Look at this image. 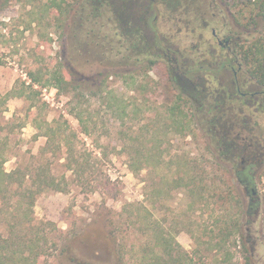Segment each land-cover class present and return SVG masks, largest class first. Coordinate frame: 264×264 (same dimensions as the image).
<instances>
[{
    "label": "rangeland",
    "instance_id": "1",
    "mask_svg": "<svg viewBox=\"0 0 264 264\" xmlns=\"http://www.w3.org/2000/svg\"><path fill=\"white\" fill-rule=\"evenodd\" d=\"M99 1L69 0L71 6L64 15L49 12L43 21L37 17L43 4L39 0H13L0 6L3 167L10 172L48 164L58 179L65 176L67 180L66 191L39 194L29 217H24L21 189L4 192L0 233L8 236L19 220L23 223L17 225L19 230L34 226L40 235L46 234L49 264H87L70 256L88 253L92 258L91 246L96 243L105 250L101 264H140L144 247L148 256L150 251L160 257L165 254L152 230V222H156V232L162 229L184 250H201L204 258L198 264H214L225 250H205V243L200 245L194 234L203 240L204 227L213 228L216 217L229 215L243 222L227 244L234 254L232 263H244L242 252L249 251L252 264H264V161L254 168L257 196H250L231 179L229 162L217 159L210 127L201 124L206 133L196 120L188 118V107L163 73L165 61L160 60L152 71L146 70L143 61L136 64L130 81L126 71L134 58H129L124 43L115 36L112 9ZM176 1L179 8L168 14L172 17L163 31L170 36L179 33L174 37L182 47L198 43L199 33L210 38V30L199 29L193 36H184L185 23L192 19L199 24L197 18L202 17L213 25L229 24L240 35L241 45L260 36L261 27L248 23L249 9L232 5V0ZM240 10H244L242 14ZM238 49L241 55V47ZM47 66L69 70L74 87L61 92L35 83L38 94L28 89L26 95L14 96L13 91L24 87L23 81L31 82L30 69L47 71ZM256 119L260 122L256 134H261L264 144V115ZM71 150L77 153V161L86 164L80 177L64 165ZM184 182L189 188L181 185ZM217 183L225 192L227 186L238 192L243 208L240 215L235 199L225 202L213 195ZM143 206L149 229L140 230L143 226L134 217V208ZM29 218L33 219L30 223ZM68 243L67 257L62 248Z\"/></svg>",
    "mask_w": 264,
    "mask_h": 264
},
{
    "label": "flooded vegetation",
    "instance_id": "2",
    "mask_svg": "<svg viewBox=\"0 0 264 264\" xmlns=\"http://www.w3.org/2000/svg\"><path fill=\"white\" fill-rule=\"evenodd\" d=\"M5 2L7 0H0V6ZM12 2L13 0L10 1ZM172 5L174 10L179 8L175 3ZM169 13L167 0L166 2L115 1L112 18L115 36L118 37L119 42L124 43L129 52V58H134L133 64H129L130 67L126 71L129 74L128 77L130 81L133 80L136 73L133 70L136 64L142 61L148 71H152L160 60L165 61L163 73L170 80L183 106L188 107V118L196 120L200 129L207 133V129L201 125L206 122L210 132L216 138L213 143L214 151L216 148H221L218 145L224 142L223 137L234 136L239 141L248 142L249 152H256L253 156L251 155V161L242 160L244 164L239 166L242 168L239 175L241 178L235 172V177H238L236 181L244 185L245 192L256 197L254 168L261 166L257 163L264 154V144L258 140V135L254 134L253 128H242L240 121L260 114L264 115V88L254 83L243 63L238 49L241 46V37L235 35L232 27L227 23L213 25L211 20L202 17L197 18L200 23L196 24L189 19L185 23L187 33L184 36H193L198 29L210 30L211 36L203 38L204 33H199L198 43L184 44L182 47L174 37L180 36L179 33L170 36L163 31L167 19L172 17V15L168 17ZM161 14L164 17H160ZM159 19L163 22H159ZM202 47L205 49L202 50ZM173 79L175 85H173ZM217 100L222 102L217 104ZM211 105L215 106L217 111H212ZM236 111L238 113L234 114ZM206 120H225V123L218 127L207 123ZM226 158L232 157L229 154ZM230 160L228 162L232 169L235 165L234 161ZM253 197L251 202L254 200Z\"/></svg>",
    "mask_w": 264,
    "mask_h": 264
},
{
    "label": "trees",
    "instance_id": "3",
    "mask_svg": "<svg viewBox=\"0 0 264 264\" xmlns=\"http://www.w3.org/2000/svg\"><path fill=\"white\" fill-rule=\"evenodd\" d=\"M11 0H7V2L4 3V5H7V3H10ZM41 1L42 8L41 12H38L37 14L39 16L38 20L43 21L46 17V13H51L52 15H64L66 11L71 6L69 0H39ZM99 1V0H97ZM158 2H163L166 0H156ZM100 2V1H99ZM176 0H167L168 8L170 13H175L177 10H174L173 3L176 4ZM232 5L238 6L242 5V9L250 12V19L248 20L249 24H253L256 26H260V36L255 37L251 42L246 41V43L242 44L241 47V58L243 59V63L247 67V70L249 72L250 78L254 81L255 84H258L264 88V0H232ZM101 4L107 3L109 8L112 9V12L114 14L115 10V0H105L104 2H100ZM244 10H240L239 13L242 14ZM113 18V17H112ZM35 18H32V21ZM56 19V18H55ZM57 20H62L60 17L57 18ZM248 42V43H247ZM47 71H43L42 67L36 68V69H30L27 72V75L29 79L31 80L30 83H27L26 81L22 82V85L24 86L21 88L18 92H14L15 97H22L27 94L28 89H30V92H35L36 94L39 93L38 90L34 89V86L36 84H40L42 86L51 85L56 87L61 92L68 91V88L74 87V85L71 83V73L69 70H64L62 67L59 68H49L47 66ZM48 72L49 76L45 77L46 73ZM173 79V85L174 84ZM36 83V84H35ZM30 94V93H29ZM9 94H7L4 98V100L8 99ZM222 100H217V104L221 103ZM176 108V107H175ZM179 108V107H178ZM212 111H215V106H210ZM217 111V110H216ZM182 114V111H179ZM234 112V114H237ZM184 118L187 119L186 114H183ZM76 117L79 119L80 122L83 124V117L77 113ZM189 121V119H188ZM205 121V120H204ZM207 123H211L214 126L224 125L225 120L218 121H208ZM233 121V120H231ZM230 121V122H231ZM229 122V121H228ZM181 123L185 125L182 121ZM204 123V122H203ZM202 123V124H203ZM242 124V128L245 129H254V134L258 132L257 129H259V120H253V118L240 121ZM185 127V126H183ZM228 127V125H227ZM259 127V128H258ZM229 128V127H228ZM240 128V127H239ZM241 129V128H240ZM49 144L50 137H48V133H46ZM258 135V140H260L261 134ZM248 138V137H247ZM223 141L221 144L218 145L216 148V156L217 159L223 162L234 161L235 167H232L230 169V176L231 179L241 178L239 175L242 171V168L239 167L243 165V161H251V157L256 152H249L248 151V142L239 141V139L235 138L234 136H231V138L223 137ZM261 141V140H260ZM229 147V148H228ZM5 149L0 147V198H3L4 192L11 191L10 189L16 188L21 189V192L17 190V192H20L21 198L24 197L20 202L21 206H23V203H25L26 210L24 217H29V213L32 210L36 198L39 194L46 190H53V191H66V177L63 176L60 179L57 178L52 173L50 165L47 164V166H39V167H28L26 170L17 168L10 172H7L5 168L3 167V163L5 162V157L3 156ZM147 153H151L152 150H146ZM75 154H77L74 150L69 151L67 156V163L64 165L67 167L68 170H73L76 174V177H80L85 170L83 166H85V162L77 161L75 158ZM230 156L232 158L228 159L226 157ZM252 155V156H251ZM250 156V157H249ZM79 157H82L80 155ZM235 159V160H233ZM243 160V161H242ZM264 161V154L258 161V165H261ZM243 163V164H242ZM254 164V163H252ZM251 166V164L249 165ZM250 168V167H248ZM88 170V169H87ZM252 170V169H251ZM235 172H237L238 177H235ZM218 184V183H217ZM215 185L214 193L215 197L220 198L224 200L225 202L231 201L235 199L236 207L238 208V213L243 211L242 208V201L238 197V192H233V190H230L231 187L226 188L228 192H225L224 186L221 187L220 184ZM185 188H189V184L187 182L182 183ZM241 187L244 185L239 184ZM195 185L190 188L191 191L194 192ZM199 189V186H198ZM158 194L161 193L160 190H157ZM237 194V195H236ZM200 197H202L201 192L199 193ZM196 203V202H195ZM193 203L192 205H194ZM231 203V202H229ZM135 206V205H133ZM132 206V207H133ZM142 208H134V217L137 220H140V230L149 229L148 222H147V209ZM250 211V210H249ZM248 212V210H247ZM245 213V212H244ZM187 217V218H186ZM186 222L188 221L189 217H184ZM239 218L233 219L232 216L229 215H222L219 217H216L214 220V227L208 228L204 227V237H207V239L200 240V235L194 237H198V242L201 245L202 243H205L204 249L205 250H225L224 257L222 259L215 258L214 264H238V263H232L234 254L230 251V249L227 247L228 242L230 241V236L234 234L235 230L239 229V226L242 225L243 222L239 223ZM29 223L33 220L29 218ZM183 220V221H184ZM186 222H184V225H186ZM48 224H51L50 221H47ZM156 222H152V230L154 231V234L158 240V245L161 247L162 250H164L165 254L163 257H160L157 253L154 251H150L149 256L147 255L146 247L143 248L142 252V261L140 264H198V262L202 261L204 258V255H202L200 252L201 250L196 249L194 252H188L184 250L180 244H178L174 238L170 235V237H166L164 235V231L162 229L158 230L156 232V229L154 228ZM19 224H23L20 222V220L12 225L8 236L3 235L0 233V264H49V258H48V251L49 247L47 248V237L40 235L39 231H36L34 229V226L29 228L25 231L17 229ZM18 225V226H17ZM22 226L21 228H23ZM118 227V226H117ZM41 243V244H40ZM57 243V242H56ZM97 244V243H96ZM92 245L91 251L93 252L94 256L90 253L89 256H92V258L88 257L87 255H81L80 253L74 254L73 256H70L72 260L79 259L82 260L83 263H91L94 264L98 263L101 264L103 258V251L104 246L100 244L98 245ZM70 244H66L65 248L63 247V254L67 257L69 256L68 253H66L65 249L68 248ZM224 252V251H223ZM244 256V263L242 264H252L251 263V256L249 251H243L242 252ZM198 257V258H197Z\"/></svg>",
    "mask_w": 264,
    "mask_h": 264
}]
</instances>
